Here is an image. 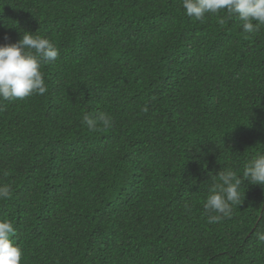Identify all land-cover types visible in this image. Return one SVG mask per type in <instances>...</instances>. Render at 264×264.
Segmentation results:
<instances>
[{"label":"trees","instance_id":"trees-1","mask_svg":"<svg viewBox=\"0 0 264 264\" xmlns=\"http://www.w3.org/2000/svg\"><path fill=\"white\" fill-rule=\"evenodd\" d=\"M23 32L60 57L44 95L0 104L22 264H264V186L219 223L203 210L213 175L264 152V29L180 0H0V44ZM98 112L113 126L90 131Z\"/></svg>","mask_w":264,"mask_h":264},{"label":"clouds","instance_id":"clouds-1","mask_svg":"<svg viewBox=\"0 0 264 264\" xmlns=\"http://www.w3.org/2000/svg\"><path fill=\"white\" fill-rule=\"evenodd\" d=\"M180 3L188 17L200 22L214 16L217 23L223 25L226 19L234 18L241 23L245 34H258L264 29V0H180ZM59 57L60 50L53 42L30 32H23L16 43L0 44V104L44 95L48 88L41 67ZM82 124L90 131L101 127L107 129L113 126V117L106 112L85 114ZM245 181L264 186V152L258 151L245 161L242 175L238 176L232 168H224L212 176L203 204L209 224L231 218L233 207L241 204L240 189ZM11 196V186L0 183V200ZM15 232L10 220L0 219V264H22V249L11 239ZM255 238L264 244V229H258Z\"/></svg>","mask_w":264,"mask_h":264}]
</instances>
